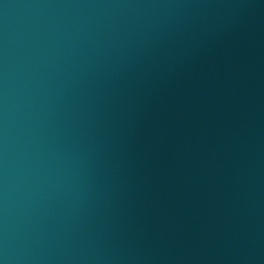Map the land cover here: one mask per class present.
Segmentation results:
<instances>
[{
    "label": "water",
    "instance_id": "1",
    "mask_svg": "<svg viewBox=\"0 0 264 264\" xmlns=\"http://www.w3.org/2000/svg\"><path fill=\"white\" fill-rule=\"evenodd\" d=\"M0 264H264V0H0Z\"/></svg>",
    "mask_w": 264,
    "mask_h": 264
}]
</instances>
